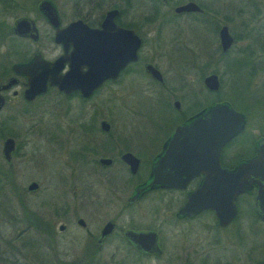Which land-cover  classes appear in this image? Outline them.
Listing matches in <instances>:
<instances>
[{
  "label": "flooded vegetation",
  "instance_id": "af4514ba",
  "mask_svg": "<svg viewBox=\"0 0 264 264\" xmlns=\"http://www.w3.org/2000/svg\"><path fill=\"white\" fill-rule=\"evenodd\" d=\"M42 1L0 0V14H8L12 20L9 32L21 43V49L11 50L7 46V56L17 53L19 57L8 66L0 64V264H264V237L252 239L242 248L237 245L236 237L243 233L246 224L255 232L264 226L256 207L255 185L236 194L232 200L234 213L221 224L215 210L208 205L220 207L219 185L210 178L215 177L216 172L195 173L178 187L152 182L151 177L154 163L174 128L217 104H226L243 117L242 130L220 148L219 167L232 171L242 161L255 156L259 141L264 139V100L249 101L247 96L253 93L248 81H243L235 98L222 100L218 95L221 80L214 70L222 65L221 59L238 36L227 21L239 22L243 27L255 21L261 29L260 26L264 27V0H246L223 8L213 0H72L64 9L50 0L57 18L56 26L47 21L44 10L40 9ZM181 7L185 8L177 11ZM14 8L18 10L11 11ZM109 12H114L111 17L107 15ZM19 18L32 22L29 33L35 34L34 38L29 33L25 36L14 33L13 24ZM175 21L189 26L201 25L206 35L201 43L193 42L187 33L185 37L179 36L184 42L172 43L171 47L182 46L190 57L180 68L165 69L155 62L153 53L154 46L164 42L166 37L161 40L164 36L150 35V32L154 24L170 25ZM69 25V30H64ZM222 28L230 37L225 50L220 43ZM172 37L175 36L170 39ZM246 37L248 42L245 39L237 56L225 58V69L244 70L247 75L246 70H254L251 60L255 56L264 59V46L259 44L258 35L243 36ZM36 55L47 61L67 56L60 74L68 70L119 71L115 78L105 79L86 97L77 90L65 93L47 84L43 92L26 99L27 77L13 65L29 63ZM153 69L158 70L161 81L153 79L146 71ZM139 70L161 85L164 81L159 70H212L206 72L200 82L207 95L213 97L205 99L199 87L185 90L189 97L183 102L185 106L174 99L173 111L168 109L172 119L169 129L158 131L156 127L145 147L129 131L112 125L107 119L111 116L101 115L102 110L99 115L82 109L83 104L106 85L117 84L124 74L134 75ZM210 74L217 77L215 90L204 84V78ZM260 90L254 94L264 97V87ZM159 92L168 105L167 92L161 89ZM49 94L60 109L62 104L68 107L71 98L78 101L76 106L64 108L69 112L65 117L78 121L67 122L65 134L59 123L51 125L53 133L47 132L51 134L49 141L58 136L61 143L50 151L52 158L55 160V151L66 154L64 161L72 177L70 180L63 177L64 173L60 174L57 199L55 184L39 171L45 138L42 131L34 135L33 125L27 124L28 118L42 119L30 114L28 105ZM97 103L95 105L101 106V99ZM135 116L148 117L147 114ZM135 123L132 121L130 126L134 128L139 122ZM126 153L137 160L135 172L130 171L122 157ZM205 166L211 167L210 164ZM84 167L91 170L89 175H96L95 178L75 180L70 172ZM120 169L131 177L124 179L127 190L118 178ZM76 183L84 186L77 189ZM203 189L207 195H203ZM196 191L201 192L198 200L208 203L197 210V205L186 207ZM51 192L53 198L49 199L47 195ZM221 214L227 216L229 211L223 207ZM257 241L261 244L255 243ZM259 245H263L262 251H257Z\"/></svg>",
  "mask_w": 264,
  "mask_h": 264
},
{
  "label": "rangeland",
  "instance_id": "374dc122",
  "mask_svg": "<svg viewBox=\"0 0 264 264\" xmlns=\"http://www.w3.org/2000/svg\"><path fill=\"white\" fill-rule=\"evenodd\" d=\"M36 1V0H35ZM77 1V0H75ZM218 5L221 6V8L225 7L226 5L229 6L231 3L234 4H241L245 3L246 0H213ZM55 4H57L61 8H67L69 4H71L72 0H53ZM31 3V2H30ZM67 6V7H66ZM18 9H13L11 11H16ZM7 13L9 10L6 11ZM8 14H0V64H5V66H8L10 62H13L16 58L19 57L16 54L14 56H7V46L12 50L21 49V43L14 40L13 35L11 32H9V25L11 24V21ZM237 17V16H236ZM238 18V17H237ZM239 18H241L239 16ZM2 19V20H1ZM163 22V21H162ZM161 22V23H162ZM230 22L232 26V30L237 36L236 43H234L231 46V49L229 52L223 56L222 65L219 66L218 70H214L220 80H221V87L220 92L218 95H220L219 98H222V100L233 99L234 94L242 88L241 85L243 81L249 82V88L250 91L253 93L252 96H247V98L250 100L258 99L264 100V97L260 96L261 94L256 95L257 91L262 89L264 87V69H258L259 67L264 66V59L257 58L256 56L253 58V61L251 60V63L253 64L254 70H246L247 75H244V70H228L225 69V58L235 57L237 56L238 51L243 48V44L246 43L245 39L248 37L243 38V36L248 35L249 37H256L258 35L259 44L264 46V27L260 26L261 29H259L258 22L252 21L251 24L247 25L246 27H243L242 24L234 23L235 21H227ZM230 24V25H231ZM163 24L155 25L153 26L150 35H160L161 37L164 36V38L160 39L163 40L166 37V40L162 43H157L154 46V56L156 57L155 62L167 69V68H173V67H182L181 65L184 63V61L190 57V53L188 50L184 49L182 46L176 44L171 47L172 43L176 42H184V39L180 41L179 36L182 35V37H185L186 33L190 35V38H192L193 42H202L203 36L206 35L205 31L203 30V27L201 25H194L189 26L188 24H185L181 21H175L174 23L168 25ZM259 30V32H258ZM170 36H175L170 39ZM159 37V36H158ZM168 38V39H167ZM13 39V40H12ZM176 39V41H174ZM174 41V42H173ZM19 43V44H18ZM193 44H190L189 46H192ZM170 47V48H169ZM8 48V50H9ZM169 48V49H168ZM168 49V50H167ZM263 57V56H262ZM171 58V59H169ZM162 74L164 83L157 84L155 82H152L142 70H139V72L135 76L132 74L126 75L124 74L122 79L117 84H110L106 85L104 88H102L99 93L92 97L90 101L85 102L82 106V109L84 107V110L91 112H97L99 113L100 110H102V114L99 113V115L108 114V116H111V118H107L111 121L112 125L118 127V129L124 131H129L132 135H135L137 140L139 141L140 145H144L145 147L148 146L149 137L154 134L155 129H160L158 131H167L170 127L172 119L170 118V111L173 109L171 106V103L174 99L180 100L182 106L185 105L183 102L186 103L188 100L187 93L184 91L187 89L197 88L202 91L204 98L211 97L210 95H207L206 91L203 88L202 83L200 82L201 78L206 75V72L212 71V70H159ZM134 77V81L132 82V78ZM136 79V80H135ZM181 84H184L182 86ZM163 90L167 92L166 101L169 105L166 104L164 97L162 96V93H158V90ZM193 90V89H192ZM249 89H247L248 91ZM158 93V95H157ZM256 93V94H254ZM259 93H262L261 90ZM180 94V95H179ZM155 95L156 98L154 97ZM179 95V97H178ZM213 97V96H212ZM211 97V98H212ZM152 98V99H150ZM54 97L49 94L46 96L39 97L37 100H35L33 103L28 105L29 113L35 116H42V119H38L35 117L34 119H27V124H32V133L34 135L38 131H42V136H44L45 139H43V149L42 151V168H40V172L44 174L46 178L51 179V182L53 183L55 188V199L58 198V195H60V186L57 183V180L61 178L60 174L65 175L63 177L69 178L70 180L72 177L68 175L69 170L66 166V154H62L61 151H55V160L52 158V152H50L53 148L56 146H60L61 143L57 139L49 141L48 137L51 136L49 133L53 129L51 125L57 123L63 125V134H65L66 125L67 122H77L78 119L76 118H70L65 117V115H69V112H67V109L64 108L67 107V105L62 104L63 109L61 107L58 108L57 105L54 104ZM102 101L101 106L95 105L98 104L97 101ZM77 99L71 98L68 102L69 106H76L74 105L77 103ZM88 103V104H86ZM86 104V106H85ZM91 104V105H89ZM93 104V105H92ZM67 107V108H68ZM182 107V108H183ZM73 110V109H72ZM66 111V112H65ZM173 111V110H172ZM171 111V112H172ZM76 113V112H74ZM64 114L63 117H56L58 115ZM137 114H147V116H140L136 117ZM254 119L256 120V115L254 114ZM55 120V122H54ZM138 120V122H137ZM135 121L138 125H135L134 128L131 127V122ZM37 122V123H36ZM118 125V126H117ZM129 125V127H128ZM122 127V128H121ZM250 128V127H249ZM248 128V129H249ZM43 131L46 133H43ZM39 132V133H40ZM61 139V138H59ZM60 153V154H59ZM41 156V153H40ZM41 158V157H40ZM87 166H90L87 164ZM71 169V168H70ZM144 169L141 170V175L144 173ZM29 172V171H27ZM123 172V171H122ZM72 175H74V179H93L95 178L93 174L91 173V170L88 168H83L82 170H78L77 168L74 169L72 172ZM118 178L120 182H122V186L124 190L128 189V184L124 180L127 178H131L130 176L123 172L121 173V169L119 170ZM68 175V176H66ZM114 179L115 181L118 180ZM123 178V180H121ZM77 182V181H75ZM69 184V182L67 183ZM84 185L82 183H76L77 189L82 188ZM97 188V187H95ZM53 190V189H52ZM124 194L127 192L124 191ZM49 199L53 198V192L50 193V195H47ZM46 200V198L44 197ZM206 219H208V216H205ZM250 227V228H249ZM239 240L237 245L242 248L245 246L250 240L258 239L264 237V226L261 227L258 232H255L251 225L246 224L244 227V231L241 235L236 236ZM255 243H260V241H257ZM263 245H259L257 251H262Z\"/></svg>",
  "mask_w": 264,
  "mask_h": 264
},
{
  "label": "water",
  "instance_id": "95a60500",
  "mask_svg": "<svg viewBox=\"0 0 264 264\" xmlns=\"http://www.w3.org/2000/svg\"><path fill=\"white\" fill-rule=\"evenodd\" d=\"M40 9L44 10L47 21L56 26L57 18L50 0H43ZM185 7L178 8L177 11ZM114 12L107 15L111 17ZM32 22L26 18H19L13 24V31L18 36L29 33ZM71 25L64 30H69ZM130 34V31H124ZM29 36L34 38L33 33ZM137 43V40H136ZM220 43L223 50L230 44V37L222 28L220 31ZM67 60L63 55L55 61H47L39 56L23 65H13L14 69L27 77V89L24 91L26 99L43 92L46 85H55L59 90L68 93L79 91L84 97L107 78H115L119 70H68L60 74L62 62ZM150 76L161 81L158 70H146ZM205 86L210 90L217 89L218 81L215 74L204 78ZM9 85V84H8ZM7 87V86H3ZM1 101V100H0ZM101 124H105L102 122ZM243 117L228 107L226 104H217L207 108L201 114L190 121L174 128L171 138L164 146L163 151L155 161L152 168V182L162 185L182 186L183 183L195 173L213 174L216 172V184L219 185L218 206H212L205 201H199L200 191L194 192L186 204V207L196 206L195 210L204 208L207 204L212 207L221 224L227 222L234 213L232 200L237 193L246 191L251 185H255L257 193L255 197L256 207L264 220V139L260 140L254 157L244 160L232 171H226L219 167V151L221 146L242 130ZM123 159L129 164L131 172L137 168V160L129 153L124 154ZM210 164L211 167L205 166ZM201 193V192H200ZM203 195H207L203 189ZM223 207L229 211V215L221 214ZM185 209V207H184ZM185 210H182L184 212Z\"/></svg>",
  "mask_w": 264,
  "mask_h": 264
}]
</instances>
